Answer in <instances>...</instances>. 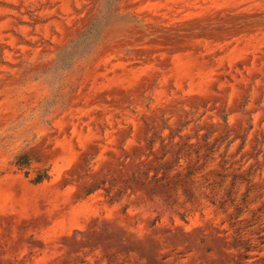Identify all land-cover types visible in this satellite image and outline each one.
Masks as SVG:
<instances>
[{
	"label": "rangeland",
	"instance_id": "obj_1",
	"mask_svg": "<svg viewBox=\"0 0 264 264\" xmlns=\"http://www.w3.org/2000/svg\"><path fill=\"white\" fill-rule=\"evenodd\" d=\"M0 264H264V0H0Z\"/></svg>",
	"mask_w": 264,
	"mask_h": 264
},
{
	"label": "trees",
	"instance_id": "obj_2",
	"mask_svg": "<svg viewBox=\"0 0 264 264\" xmlns=\"http://www.w3.org/2000/svg\"><path fill=\"white\" fill-rule=\"evenodd\" d=\"M26 164H27V160H24L23 162H17V163H16V165H18V167H21V166L26 165ZM46 177H47V176H41V177H39V178H37V179H34L33 181H34L35 183H38V182L42 181L43 179H46Z\"/></svg>",
	"mask_w": 264,
	"mask_h": 264
}]
</instances>
